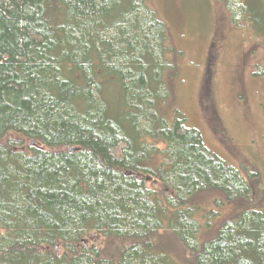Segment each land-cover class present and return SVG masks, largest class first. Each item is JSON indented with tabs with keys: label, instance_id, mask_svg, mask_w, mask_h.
Wrapping results in <instances>:
<instances>
[{
	"label": "trees",
	"instance_id": "trees-1",
	"mask_svg": "<svg viewBox=\"0 0 264 264\" xmlns=\"http://www.w3.org/2000/svg\"><path fill=\"white\" fill-rule=\"evenodd\" d=\"M179 53L147 0H0V264H264V190L174 107Z\"/></svg>",
	"mask_w": 264,
	"mask_h": 264
},
{
	"label": "rangeland",
	"instance_id": "rangeland-1",
	"mask_svg": "<svg viewBox=\"0 0 264 264\" xmlns=\"http://www.w3.org/2000/svg\"><path fill=\"white\" fill-rule=\"evenodd\" d=\"M147 1L180 52L174 107L212 153L264 190V9L246 0L257 7L250 8L251 23L242 10L233 20L220 0ZM253 195L264 213V198ZM216 210L226 215L230 207Z\"/></svg>",
	"mask_w": 264,
	"mask_h": 264
},
{
	"label": "water",
	"instance_id": "water-1",
	"mask_svg": "<svg viewBox=\"0 0 264 264\" xmlns=\"http://www.w3.org/2000/svg\"><path fill=\"white\" fill-rule=\"evenodd\" d=\"M34 144H35V140H32V141H31V145H34ZM70 149L72 150L73 148L70 147Z\"/></svg>",
	"mask_w": 264,
	"mask_h": 264
}]
</instances>
